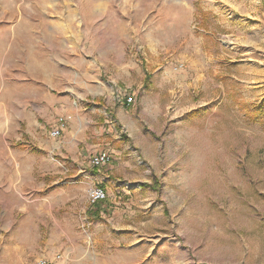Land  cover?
Segmentation results:
<instances>
[{"label":"rangeland","instance_id":"obj_1","mask_svg":"<svg viewBox=\"0 0 264 264\" xmlns=\"http://www.w3.org/2000/svg\"><path fill=\"white\" fill-rule=\"evenodd\" d=\"M0 264H264V0H0Z\"/></svg>","mask_w":264,"mask_h":264},{"label":"built area","instance_id":"obj_2","mask_svg":"<svg viewBox=\"0 0 264 264\" xmlns=\"http://www.w3.org/2000/svg\"><path fill=\"white\" fill-rule=\"evenodd\" d=\"M127 104H131L133 102V97L129 96L126 98ZM67 127V121L64 116H60L56 125L51 129L50 134L52 137L57 138L60 137L62 132ZM111 160V155L107 151H101L97 154L91 156V164L94 167H101L107 165ZM105 198V191L101 187H93L90 190V199L92 203H96Z\"/></svg>","mask_w":264,"mask_h":264}]
</instances>
